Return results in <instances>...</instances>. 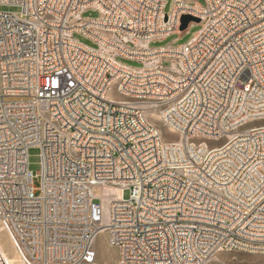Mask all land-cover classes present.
<instances>
[{
  "label": "built area",
  "instance_id": "obj_1",
  "mask_svg": "<svg viewBox=\"0 0 264 264\" xmlns=\"http://www.w3.org/2000/svg\"><path fill=\"white\" fill-rule=\"evenodd\" d=\"M166 2L0 0L21 8L0 10V222L21 264H96L101 234L119 264L264 255V0ZM183 16L192 41L150 47Z\"/></svg>",
  "mask_w": 264,
  "mask_h": 264
},
{
  "label": "rangeland",
  "instance_id": "obj_2",
  "mask_svg": "<svg viewBox=\"0 0 264 264\" xmlns=\"http://www.w3.org/2000/svg\"><path fill=\"white\" fill-rule=\"evenodd\" d=\"M190 4L198 3L202 7L207 6L206 0H183ZM175 0H167L166 7H165V13L170 15L173 12ZM1 11L8 12V13H15L20 14L21 8L18 6H1ZM83 18H91V19H97L100 17V13L94 10H89L82 14ZM202 25L197 23H192L189 25V27L183 31V33L178 34L174 33L169 36H167L164 39L155 40L150 44V47L152 48H159V47H166L170 44H172L173 47H179L182 45H185L192 41L194 37L198 34V32L201 30ZM74 39L83 45H86L89 48L96 49L98 45L91 40L90 38L84 36L81 33H74L73 35ZM117 60L125 64L127 66H131L134 68H142L144 66L143 63L133 60L124 59L122 57H117ZM170 64L169 62H164V66L168 67ZM153 122L157 124L164 132H166V129L163 128V125L161 122L158 121V118H153ZM264 122H258L256 123V126L263 125ZM169 136V134L167 133ZM170 138L177 139V136H169ZM41 151L39 148L33 147L29 149V170L33 173L34 176H36L41 169V157H40ZM35 187H40V182L37 178H35L34 182ZM130 197V192L125 191L124 193V199L128 200ZM1 223V222H0ZM5 243V246L8 247L7 242L3 241ZM96 249H97V260L96 264H119V255L116 249L112 248L109 245L108 238L106 234H101L97 240L96 243ZM21 264V262H20ZM208 264H264V255L262 254H253L249 252H223L220 253L216 259H214L212 262Z\"/></svg>",
  "mask_w": 264,
  "mask_h": 264
},
{
  "label": "bare ground",
  "instance_id": "obj_3",
  "mask_svg": "<svg viewBox=\"0 0 264 264\" xmlns=\"http://www.w3.org/2000/svg\"><path fill=\"white\" fill-rule=\"evenodd\" d=\"M107 208V207H106ZM3 241L7 242V246H5V243ZM0 253H2L4 259L6 260L7 264H20L19 256L17 255L16 251L14 250V247L5 232L4 228L2 227L0 223Z\"/></svg>",
  "mask_w": 264,
  "mask_h": 264
},
{
  "label": "water",
  "instance_id": "obj_4",
  "mask_svg": "<svg viewBox=\"0 0 264 264\" xmlns=\"http://www.w3.org/2000/svg\"><path fill=\"white\" fill-rule=\"evenodd\" d=\"M192 23L199 24L200 23V20L197 19V18H194L192 16H183V18L181 20L182 26H181L180 30L182 32L185 31L189 27V25L192 24Z\"/></svg>",
  "mask_w": 264,
  "mask_h": 264
}]
</instances>
